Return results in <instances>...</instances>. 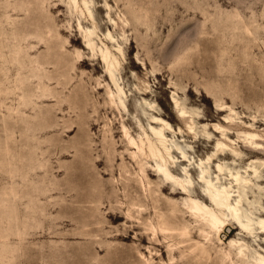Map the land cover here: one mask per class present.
<instances>
[{"label":"rangeland","instance_id":"rangeland-1","mask_svg":"<svg viewBox=\"0 0 264 264\" xmlns=\"http://www.w3.org/2000/svg\"><path fill=\"white\" fill-rule=\"evenodd\" d=\"M86 1L0 0V264H225L238 237L248 255L262 250L264 234L244 237L231 215L211 241L186 212L179 225L209 256L181 252L190 243L155 236L128 203L140 194L151 202L129 136L147 141L163 118L172 127L160 151L173 156L168 164L189 193L227 187L244 213L264 218V155L242 146L250 131L264 145V0ZM101 48L116 58L124 105ZM207 64L211 76L202 75ZM218 141L241 155L226 148L217 157ZM153 165L146 168L164 211L172 201L186 209L187 194L158 190ZM230 171L249 182L236 184Z\"/></svg>","mask_w":264,"mask_h":264},{"label":"bare ground","instance_id":"bare-ground-1","mask_svg":"<svg viewBox=\"0 0 264 264\" xmlns=\"http://www.w3.org/2000/svg\"><path fill=\"white\" fill-rule=\"evenodd\" d=\"M84 1L85 3H87L86 0ZM70 2H72L75 5V7L78 6V0H70ZM79 24H80V27H82L81 23ZM92 34H93V30H89L87 32V29H86L87 45L91 48H94L93 39L91 37ZM101 51H102L103 59L106 64L107 73L109 77L112 79V81L114 82V84L116 85L118 96L121 102L120 104L124 105V100L121 98V93H123L124 91L121 85L119 84L117 76L115 74L116 58L115 59L112 58V55L110 54L108 49L105 50L101 48ZM82 61H85V60L83 59ZM208 66L209 67H207L206 69L204 68V71H202L203 76H211L214 74V66L212 65L213 66L212 67L210 66V64ZM200 67L202 66L200 65ZM218 75L220 77L219 80L226 81L227 79L226 73L222 72L221 74H218ZM241 88L243 90L242 86ZM220 92L223 95L226 93L224 89L220 90ZM109 94H110V97L112 98V101L115 102L116 95H115L114 90H112L110 86H109ZM232 96H230L231 99L233 98ZM234 99L235 98H233L232 100ZM234 101L236 102V100ZM220 105L223 106L224 104H220ZM176 106H178L177 116L180 119L186 120L187 123L190 124L188 122V119H189V116L187 115L188 110L185 109V107L180 106L179 104L178 105L176 104ZM221 110H223V108H221ZM228 117H231V116H228ZM154 118H157V117H154ZM157 120L164 124V128L172 127L163 118H157ZM215 126L218 129L223 130V126L217 125V124ZM189 127L192 128L191 125ZM164 128L151 127L153 134L148 135L147 141H145V139H141L140 143L134 137L129 136V144L133 145V148H136L132 154L134 157L137 158L138 162L140 163V166H141L140 169L144 175L140 179L139 182L141 186L143 187L144 195L151 199V202L148 201L146 203H142L143 201L141 202V198H140L141 194L138 198H131V200L128 203L130 216L134 218H138L139 220H141V218L145 219L144 220L145 226L150 228L153 231V234L155 236H157L161 232V234L165 238L173 240L175 236L179 235L180 236V239L178 240L179 243H184V244L190 243V244L184 248L179 249L180 248L179 247L177 249H179L181 252H185L184 250L190 249V253L191 252L195 253L198 256L207 255L208 257L209 252L205 246L202 247L199 245V243L193 242L191 244V242L193 241L191 237L192 228L189 225H185L182 228L179 225L178 220L184 218L186 212H189V214L195 219L196 224L193 226V229H199L202 232V234L207 238V240L208 239L211 240L214 234L218 235L219 237L221 231L226 227V225H228L227 215H231V219H233V223L235 225L234 228L240 229V231L244 234V237L250 238L251 236L257 235V233L264 234V218L254 221V219L251 216H249L246 212L244 213L242 210V204H241L242 200L231 198L230 190L227 187L217 188L214 186V189L208 190L207 193H203L200 191L189 193V190L187 189V185L184 183V181L176 178L174 173L177 172V169L174 168V165L170 166V163H172L173 161H170V163L168 164V161L173 156L169 154L171 157L167 158L160 151L159 143L165 146L167 150L169 149L167 148L166 143H165L166 141H165ZM125 132L126 134L129 135L127 129ZM259 136L260 134H258L257 132H251V131L246 132L244 134V139H243V142H244V144L242 145L243 148L247 150L249 153L264 155V145L262 142L258 140ZM217 146H218V150H217V153H215L217 154V157H220L222 154L226 155V153H223V150H225L226 148L230 149L232 152H234L237 155H241V152H239L235 147L223 141H218ZM208 158L210 159L211 156H209ZM145 159H146V162H144ZM152 161H155L156 163V166L153 165L155 166L154 170L157 171L158 173L157 175L160 178V181L159 182L157 181L158 190L163 193L165 190L169 189L170 186H172L173 190L170 191L171 194H178V193L187 194V197H185L182 201L183 204L186 206V209L181 208L180 204L177 201H172L171 202L172 212L168 214L167 212L164 211L165 206L163 207V205L159 202V200H157L156 197L154 196L157 190H154L151 186L152 180L150 176L154 175V172L152 171L150 172L146 168V165ZM259 164L264 165V159H261ZM217 168L219 171H222L224 169V166L221 163H218ZM253 169L255 173L258 172L257 168L254 167ZM229 173L232 179L238 185H240L241 183L247 184L249 182V179L241 175L238 171L236 172L230 171ZM204 181L207 183H211V180H208L205 177H204ZM176 185L178 187H176ZM197 196L203 197V199L205 200L207 204L204 201H200L197 198ZM208 202L210 204H208ZM133 208H136L138 213L141 214L140 217H137L134 215ZM254 223H258V226L255 227ZM255 229H259V232ZM232 232H234V229L231 230V233ZM238 238L230 239L229 250L224 251L222 253L223 261L229 262L225 264H235V262H239V264H264V248L262 250L256 249L254 253L251 254L250 256L246 252V249L249 248L247 241H245L244 239H238ZM219 239H221V237H219ZM173 245L174 243L169 244L171 249L174 248Z\"/></svg>","mask_w":264,"mask_h":264}]
</instances>
